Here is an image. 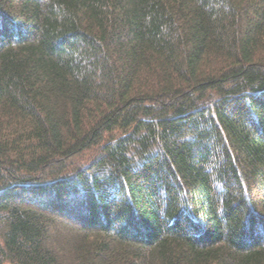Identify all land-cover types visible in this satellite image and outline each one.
<instances>
[{
  "label": "trees",
  "instance_id": "16d2710c",
  "mask_svg": "<svg viewBox=\"0 0 264 264\" xmlns=\"http://www.w3.org/2000/svg\"><path fill=\"white\" fill-rule=\"evenodd\" d=\"M0 264H264V0H0Z\"/></svg>",
  "mask_w": 264,
  "mask_h": 264
}]
</instances>
